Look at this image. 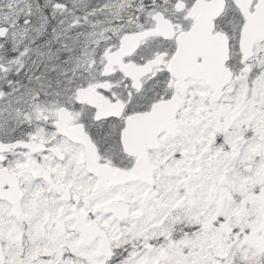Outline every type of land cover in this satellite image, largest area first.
Wrapping results in <instances>:
<instances>
[{"label":"snow or ice","instance_id":"1","mask_svg":"<svg viewBox=\"0 0 264 264\" xmlns=\"http://www.w3.org/2000/svg\"><path fill=\"white\" fill-rule=\"evenodd\" d=\"M0 264H264V0H0Z\"/></svg>","mask_w":264,"mask_h":264}]
</instances>
